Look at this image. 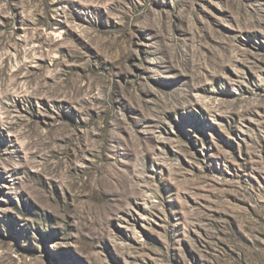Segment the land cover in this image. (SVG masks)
Segmentation results:
<instances>
[{
  "label": "rangeland",
  "instance_id": "374dc122",
  "mask_svg": "<svg viewBox=\"0 0 264 264\" xmlns=\"http://www.w3.org/2000/svg\"><path fill=\"white\" fill-rule=\"evenodd\" d=\"M0 264H264V0H0Z\"/></svg>",
  "mask_w": 264,
  "mask_h": 264
}]
</instances>
